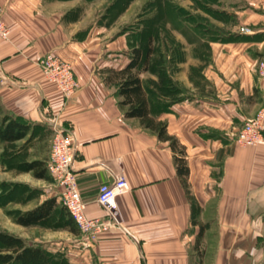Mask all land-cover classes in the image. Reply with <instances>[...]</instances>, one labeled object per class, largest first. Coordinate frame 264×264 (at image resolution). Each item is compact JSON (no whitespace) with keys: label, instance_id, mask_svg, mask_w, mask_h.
<instances>
[{"label":"crops","instance_id":"obj_1","mask_svg":"<svg viewBox=\"0 0 264 264\" xmlns=\"http://www.w3.org/2000/svg\"><path fill=\"white\" fill-rule=\"evenodd\" d=\"M99 1L0 0L9 30L0 39L1 107L46 130L54 122L70 132L76 183L89 218L104 216L96 202L100 184L122 173L128 185L115 200L119 226L95 241L62 228L15 225L18 236L66 264H193L201 227V264H264V140L255 146L233 141L246 121L264 112V79L256 68L264 55V0L212 1L211 9L224 12L223 19L183 0L189 10L225 28L224 39L198 35L201 45L189 44L167 26L179 44L169 77L181 88V100L168 103L155 117L185 148L195 212L176 176L168 143L137 120L125 119L116 84L103 82L101 70L127 64L128 32L122 33V14L110 25L101 14L96 22L87 19L86 10ZM80 7L79 19L65 18ZM240 27L250 32L240 33ZM48 53L73 67L79 88L68 101L39 67L38 60ZM141 78L157 81L154 73ZM8 170L1 168L3 178L20 179ZM50 197L15 209H32ZM28 231L38 235L32 238Z\"/></svg>","mask_w":264,"mask_h":264},{"label":"trees","instance_id":"obj_2","mask_svg":"<svg viewBox=\"0 0 264 264\" xmlns=\"http://www.w3.org/2000/svg\"><path fill=\"white\" fill-rule=\"evenodd\" d=\"M132 0H113L103 12L102 19L106 20L105 25H110L126 8ZM199 8L203 9L209 16L215 19L225 18V13L211 9L210 5L214 0H191ZM125 2V3H124ZM159 0L157 1V5ZM150 11L145 20H137L134 25L122 29L128 32V57L127 64L121 69H104L103 82L105 84H116L117 105L123 110L125 119H135L139 125L154 133L161 142L168 143L172 153V160L176 176L185 192L187 201L192 212L198 210V204L191 193L188 183L189 166L184 146L176 138L169 135L164 121L157 120L155 115L168 106L181 100L179 94L181 88L169 77V68L172 60L178 56L179 44L167 29L171 26L178 30L189 44L200 43L199 36L209 39H224L228 31L216 27L210 22V17L199 14L193 15L184 8L178 7L172 0H162V8L156 10L155 1L150 5ZM159 6V5H158ZM155 7V8H154ZM79 8L73 9L65 15L69 21L77 20ZM74 15L76 16L75 18ZM71 17V18H70ZM79 17V16H78ZM142 18V17H141ZM227 18V17H226ZM191 27L196 33H192ZM199 35V36H198ZM154 73L157 76L156 82H150L141 78L142 74ZM35 126L12 116L0 105V146H10L21 142L17 149L19 153L27 150L36 136ZM210 137L222 138L214 133ZM13 154L4 152L3 164L6 169H15L20 172L30 173L36 180L44 182L52 181L47 168V161L34 159L15 162L11 166ZM39 191H28L21 202H27L35 197ZM12 219L16 225L22 227H46L62 228L72 234L79 232L76 224L56 197L43 200L29 210H13ZM202 228L193 245V252L197 261L193 264H201V251L199 250V237ZM0 264H66L64 258L54 256L41 245L29 246L26 242L11 233L0 231Z\"/></svg>","mask_w":264,"mask_h":264},{"label":"built area","instance_id":"obj_3","mask_svg":"<svg viewBox=\"0 0 264 264\" xmlns=\"http://www.w3.org/2000/svg\"><path fill=\"white\" fill-rule=\"evenodd\" d=\"M239 32L247 34V27H240ZM8 27L2 20L0 6V39L7 38ZM44 78L52 83L62 95L64 102L76 94L79 83L75 77L72 65L53 53H48L38 60ZM257 74L264 79V55L257 61ZM52 131L49 157L46 163L47 171L57 189L58 201L65 207L76 224L79 233L89 241H95L98 236L111 227L119 226V215L115 200L117 196L128 191L127 182L122 173L115 176L111 183L98 186L96 202L104 213L102 218H89L85 214V203L80 197L76 183V171L73 167L75 159V144L70 132L62 129L54 122L49 123ZM264 140V112L259 111L256 116L246 121L234 135L233 141L237 145L255 146Z\"/></svg>","mask_w":264,"mask_h":264},{"label":"rangeland","instance_id":"obj_4","mask_svg":"<svg viewBox=\"0 0 264 264\" xmlns=\"http://www.w3.org/2000/svg\"><path fill=\"white\" fill-rule=\"evenodd\" d=\"M121 1V0H119ZM153 1H155V7L156 10L159 8H162V0H159V6L157 5L158 0H132L130 3L124 8L122 14V25L121 29L130 27V25H134L137 20H145L147 16L145 14L148 13L147 10L150 11V5ZM174 4L178 5L180 8H184L186 11L188 10L192 16L196 15V13L193 10H189L190 8L185 7L184 5L186 2H183V0H172ZM113 0H101L99 2H96V5L91 6V8H88L86 11L88 13L87 19L94 20V22L97 21L98 18H100L99 14L103 15V11L106 10L107 6L112 4ZM132 2V3H131ZM125 3V2H124ZM154 7V8H155ZM100 9V11L96 12V10ZM82 7L79 8V14L77 16V19H79L83 14ZM120 14V15H121ZM76 16L74 15L75 18ZM142 17V18H141ZM71 18V17H70ZM116 20V19H115ZM93 23V22H92ZM114 22H112L113 24ZM146 25V20H145ZM120 26V25H119ZM117 24V27H119ZM36 136L35 139H33V142L28 147L27 150H24L22 153H19L17 149L19 146H21V142L16 143L15 145L10 146H0V231H5L11 234H14L18 236V232L15 229V223L12 219V211L16 210L15 206H24L28 203L38 201V199L42 198V196H45V194H53V197L58 198L57 196V189L53 183V181L50 182H44L41 180L34 179L30 173L26 172H20L15 169H9L11 176L16 178L17 175H20L17 179H11V178H3L1 168L4 167L3 164V154L4 152H9L10 154H13L11 157V166H16L15 162L18 161H26L31 160L33 157H40L42 159L45 158L46 153L48 154L50 151V145L52 141V133L49 130H46L43 127H39L36 129ZM48 160V158H47ZM46 160V161H47ZM17 167V166H16ZM14 175V176H13ZM39 191V194H36L35 197H32L27 202H21L20 199H23L24 196L28 191ZM58 200V199H57ZM58 203H60L58 201ZM31 231H28V235L33 238V236L38 235V233H35L34 231L30 233ZM30 233V234H29ZM19 237V236H18ZM193 257V256H192ZM192 260H195L193 257Z\"/></svg>","mask_w":264,"mask_h":264}]
</instances>
